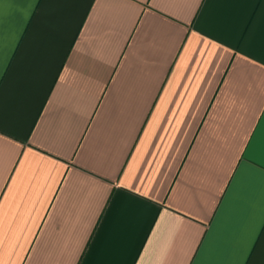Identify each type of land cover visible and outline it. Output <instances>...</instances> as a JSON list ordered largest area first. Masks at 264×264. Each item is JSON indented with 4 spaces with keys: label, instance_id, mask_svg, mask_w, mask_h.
Here are the masks:
<instances>
[{
    "label": "crops",
    "instance_id": "obj_1",
    "mask_svg": "<svg viewBox=\"0 0 264 264\" xmlns=\"http://www.w3.org/2000/svg\"><path fill=\"white\" fill-rule=\"evenodd\" d=\"M0 14V264H264V0Z\"/></svg>",
    "mask_w": 264,
    "mask_h": 264
},
{
    "label": "snow or ice",
    "instance_id": "obj_2",
    "mask_svg": "<svg viewBox=\"0 0 264 264\" xmlns=\"http://www.w3.org/2000/svg\"><path fill=\"white\" fill-rule=\"evenodd\" d=\"M4 0H0V8H2ZM0 30H2V14H0ZM246 163L241 165V170L237 174L238 178L241 175L259 176L261 181V232H264V140L261 141L259 148L256 147V142L253 141L248 152L245 155ZM201 264H221L218 261H202ZM228 264H245L242 260L230 261Z\"/></svg>",
    "mask_w": 264,
    "mask_h": 264
}]
</instances>
